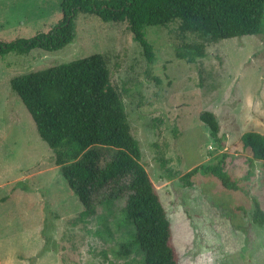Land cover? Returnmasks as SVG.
Listing matches in <instances>:
<instances>
[{"label": "rangeland", "instance_id": "obj_1", "mask_svg": "<svg viewBox=\"0 0 264 264\" xmlns=\"http://www.w3.org/2000/svg\"><path fill=\"white\" fill-rule=\"evenodd\" d=\"M62 1L0 0V40L50 29ZM74 21L73 41L58 50L0 57V264H143L139 246L128 256L110 251L134 230L123 219L125 195L106 199L100 191L84 214L9 84L15 75L96 52L105 56L140 161L166 209L178 264H264V223L253 221L255 203L264 210V160L240 141L248 130L264 134V32L208 41L205 55L190 62L176 49L193 34H181L176 21L146 26L149 63L125 21L89 12ZM203 110L215 113L223 147L200 119ZM222 154L235 188L210 172H197L188 185L180 179Z\"/></svg>", "mask_w": 264, "mask_h": 264}, {"label": "trees", "instance_id": "obj_2", "mask_svg": "<svg viewBox=\"0 0 264 264\" xmlns=\"http://www.w3.org/2000/svg\"><path fill=\"white\" fill-rule=\"evenodd\" d=\"M96 14L105 21H125L147 61L154 48L146 26H165L176 21L181 34L196 39L182 41L176 55L192 62L205 55V43L223 38L261 34L264 0H63L62 16L46 31L29 38L0 40V57L14 52L26 55L33 49L55 51L73 41L78 13ZM10 87L29 112L39 136L52 148L54 162L69 190L86 214L92 198L125 195L124 221L133 225L129 240L110 251L130 255L135 246L143 252V264H178L170 221L156 185L141 163L138 140L132 135L123 100L111 81L104 54L96 52L13 76ZM200 119L218 138L214 112L203 110ZM254 158L264 160V134L248 130L240 135ZM197 172H210L227 188L236 181L224 170V154L216 163L196 165L180 176L185 185ZM253 221L264 223V210L256 202Z\"/></svg>", "mask_w": 264, "mask_h": 264}]
</instances>
